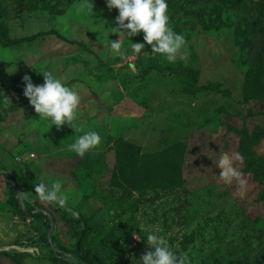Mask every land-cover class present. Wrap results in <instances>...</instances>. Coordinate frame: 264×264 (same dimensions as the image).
<instances>
[{
  "label": "rangeland",
  "instance_id": "rangeland-1",
  "mask_svg": "<svg viewBox=\"0 0 264 264\" xmlns=\"http://www.w3.org/2000/svg\"><path fill=\"white\" fill-rule=\"evenodd\" d=\"M47 2L54 12H17L13 0H0V23L14 42L5 47L0 37V75L4 71L21 83L28 75L40 85L49 72L81 99L73 127H55L32 106L30 116L23 107L4 119L0 114V173L8 176H0V264H58L47 241L56 233L65 241L68 229L54 213L61 207L35 195L33 186L41 182L61 184L63 209L71 216L80 210L89 215L91 246L106 247L110 236L108 258L115 264L139 260L150 250L152 233L177 256L186 254L189 264H264V200L235 159L240 138L221 126L225 120L252 130L264 123L245 118L247 59L234 29L203 28L198 21L209 2L186 5L196 13L168 6L169 24L185 38L187 52L186 60L168 62L149 45L133 53L132 43H143V32L129 39L120 34L118 10H109L105 0ZM118 39L123 57L110 48ZM189 73L203 89L198 94L185 90L183 74ZM18 100L2 93L0 113ZM256 110L264 112V104ZM89 131L102 141L80 157L69 146ZM259 153L264 156V142ZM225 156L238 179L220 176ZM120 167L126 177L116 185ZM9 182L22 206L53 213L57 223L48 230L16 210ZM64 257L76 261L72 254Z\"/></svg>",
  "mask_w": 264,
  "mask_h": 264
},
{
  "label": "trees",
  "instance_id": "trees-1",
  "mask_svg": "<svg viewBox=\"0 0 264 264\" xmlns=\"http://www.w3.org/2000/svg\"><path fill=\"white\" fill-rule=\"evenodd\" d=\"M13 2L17 12H32L37 9H51L54 12L56 7L55 5L51 7L47 0H13ZM206 2H209L210 5H208V9L202 10L198 22L208 30L212 28L215 30L234 29L237 36V46L241 50L242 56L247 59L244 62L247 66V73L245 74L243 86V104L248 108V112H245V118H264V112L256 110L258 104H264V0H179L177 4L169 2L168 6L177 8L178 5L177 12L183 10L186 13H196L194 9H186V5L201 6ZM59 11L62 12V9ZM0 37L6 41V43H2L3 46L8 47L14 44L2 23H0ZM2 72L3 74L0 75V95L6 93L8 97L15 95L19 99L15 107L4 109L0 113L2 119L13 109L15 111L20 107H23L30 116L31 105L23 95L24 83L6 75L4 71ZM193 75L191 73L183 74V84L187 92L195 95L203 89L198 86V80ZM221 126L237 134L240 138L238 153L243 157L242 172L244 175L252 176L253 181L259 186V195L264 200V156L259 153V149L264 142V123L255 125L252 130L245 126L241 129L234 128L225 120L221 121ZM124 163L122 161L120 165L127 166ZM120 170V175L115 176L116 185H120V181L125 180L126 177L125 168L120 167ZM162 170L168 171V168L165 167ZM2 175L7 177L8 180L6 174L0 173V176ZM127 177L129 178V174H127ZM9 186L11 190L10 203L22 215L33 216L36 221L42 222L48 230L53 227V220L57 223V218L53 213L35 212L36 208L30 203H24L22 206L17 197L16 187L10 182ZM54 213L68 229L66 238H64L66 242L63 241L59 233L51 237L50 242L47 241L51 249L52 260L55 263L115 264L112 259L108 258L107 243H109L110 236L106 237L107 239L104 241L106 247L104 248L91 246L89 243L88 238L92 231V221L87 213L80 210L78 211V217H73L63 208L56 209ZM55 249H58L59 252L57 253ZM64 253L72 254L76 257V261L67 259L64 257ZM4 256L8 257L9 255ZM12 259L15 258L12 257Z\"/></svg>",
  "mask_w": 264,
  "mask_h": 264
},
{
  "label": "clouds",
  "instance_id": "clouds-1",
  "mask_svg": "<svg viewBox=\"0 0 264 264\" xmlns=\"http://www.w3.org/2000/svg\"><path fill=\"white\" fill-rule=\"evenodd\" d=\"M105 3L109 10H118L115 27L119 29L120 34L129 39L143 32V43H132L133 53L139 54L145 49V45H149L151 52L162 54L168 62L187 59L185 38L176 33L169 24L167 0H105ZM110 48L121 57L125 55L121 50L120 39L111 41ZM42 76L43 84L37 85L32 82L30 76L25 75L23 95L35 113L48 119L55 127H73L80 95L52 73L45 72ZM101 141L98 132L89 131L80 135L69 147L76 155L83 157L100 145ZM235 159L242 161L243 157L237 153ZM218 167L222 169V178H239L240 174L233 168L228 157L222 158ZM244 183L240 180L241 185ZM33 188L40 201L54 203L61 208L66 206L67 197L63 194L59 182H54L51 186L41 182ZM146 241L150 250L139 260H133L132 264H189L187 255L177 256L162 236L152 233L147 236Z\"/></svg>",
  "mask_w": 264,
  "mask_h": 264
},
{
  "label": "water",
  "instance_id": "water-1",
  "mask_svg": "<svg viewBox=\"0 0 264 264\" xmlns=\"http://www.w3.org/2000/svg\"><path fill=\"white\" fill-rule=\"evenodd\" d=\"M17 189V191H18V188H16Z\"/></svg>",
  "mask_w": 264,
  "mask_h": 264
}]
</instances>
